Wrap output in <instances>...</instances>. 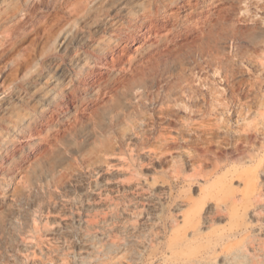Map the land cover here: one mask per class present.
Listing matches in <instances>:
<instances>
[{"label":"rangeland","instance_id":"rangeland-1","mask_svg":"<svg viewBox=\"0 0 264 264\" xmlns=\"http://www.w3.org/2000/svg\"><path fill=\"white\" fill-rule=\"evenodd\" d=\"M34 2L35 15L28 11ZM26 15L17 51L0 70V134L24 118L31 121L8 157L19 170L6 168L0 177V264H65L69 244L87 233L86 224L110 214L111 203L120 208L132 200L141 207L139 180L171 182L185 199L190 192L176 172L186 179L193 168L212 173H197L203 189L226 171L237 174L232 187L245 193L259 180L264 0H0V39ZM36 17L50 21L46 30ZM249 82L261 84L251 91ZM225 99L233 108L244 102L251 108L245 117L234 114L229 125L237 136L227 144L216 138L223 127H213L223 117L218 102ZM180 100L190 110L177 108ZM255 124L262 133L247 146L244 125ZM246 146L253 147L255 163L244 158ZM259 161L257 175L246 171ZM105 181L110 185L103 201L79 187ZM219 199L231 208L232 190ZM255 200L260 214L250 217L244 204V211L203 228L221 234L244 224V239L235 243L245 255L239 249L233 264L259 258L248 255L254 238L264 241V197ZM170 203L166 213L172 212ZM111 218L101 223L104 228ZM137 251L147 258L150 249ZM258 253L264 262V249ZM132 264L144 263L135 255Z\"/></svg>","mask_w":264,"mask_h":264},{"label":"bare ground","instance_id":"bare-ground-1","mask_svg":"<svg viewBox=\"0 0 264 264\" xmlns=\"http://www.w3.org/2000/svg\"><path fill=\"white\" fill-rule=\"evenodd\" d=\"M32 4L31 7L29 6L28 11H33L32 14L35 15V10L39 4L35 2ZM29 16L26 15L23 21L17 20V24L10 25L6 29L7 35L0 39V70L7 63L10 55L17 51V44L22 36L20 31L26 25V20ZM37 18H35L36 24L42 30H46L50 21L47 19L40 22L39 18ZM260 84L261 82L248 83L251 91L257 89ZM175 104L177 108H183L186 112L190 110L189 106L182 103L181 100L179 102L176 101ZM218 107H220L219 110L221 109L219 114L223 115V117L221 116V120L214 122L213 127L215 129L223 127L224 132L223 136L216 134V138L222 137L220 140L235 142L234 137L237 136L235 134L237 131L231 132L232 126L229 123L234 114L245 117L251 108L245 102L244 104L238 103L233 108L228 99L218 102ZM213 109L215 110V108ZM30 124V119L24 118L19 125L11 128L6 133L0 134V177L4 176L3 172L6 171V168H8L9 172H17L19 170V167L15 164L9 165L8 157H10V151L16 145V136L20 135L22 130L30 126ZM203 125L205 127L209 126L205 123H202ZM245 127L246 125H244V143L247 145L252 138L256 139L262 133V130L257 124ZM219 142L218 140L219 146H222L223 144L221 145ZM247 146L244 150V152H247L244 158H247V162L250 164L252 161L255 163L256 161L254 160L257 159V155L254 153L252 146L248 148ZM143 156L145 159L151 160L152 152L146 151ZM244 164L246 163L244 162ZM260 166L261 161L258 162L256 168L247 167L246 171L257 175ZM239 168H244V165H240ZM239 168L238 166L234 167L235 171H238ZM193 171V177L188 179L179 176V172H176V180L185 184L190 192L187 199L181 197L177 191H174V186L171 182L168 183L156 178L145 181L139 180L136 183V189L138 190L141 207L135 206L132 200L128 201V205L120 208H118V204L111 203L108 207L110 214L105 213L102 220H95L90 224H86L87 226L83 230H86L87 233L83 231L79 242L69 244L71 251L66 253L65 264H92L93 262H96V264H112L113 261L119 263L124 261L127 264H132V259L135 255L141 257L144 264H233L238 257L237 252L240 249L237 247L235 240L241 235L244 239V224L238 230H231L221 234L204 233L203 228H211L217 219H221L226 215L241 210L244 211V204L250 205V217L260 214L261 212L258 211L260 206L255 198L257 196L264 197V170L258 175L259 180H257L256 184L246 193L243 190L232 187L234 182L238 183L236 181L237 174L235 173L226 171L225 175L218 177L207 189H203L198 187L200 185L196 178L197 173L204 177H211L212 173H203L202 170L197 172L194 168ZM216 171H218V167ZM109 185L110 183L105 181L101 183L100 187L91 183L81 184L79 187L86 192V197L95 195L98 201H103L107 198V194L103 192ZM230 189L233 192V205L231 208L219 199L226 190L230 191ZM194 192L197 197H194ZM169 201H171L172 212L166 213L163 209L164 205ZM114 217L115 221L108 224L106 228L102 226L101 223H105L109 218L114 219ZM10 218H14L12 223L16 225L17 217L12 215ZM132 218L136 220L133 221ZM89 230L94 231V234L88 232ZM63 234L69 236L70 230L67 226L63 230ZM144 246L150 249L147 258L142 257L143 255L137 251L139 247ZM263 249L264 241L254 238L251 252L248 255L252 258L259 257L255 264H264L260 260V257H262L260 253L257 254ZM241 251L243 250L240 249L239 252L244 254V251ZM240 253L239 255H241ZM244 255L242 257H245ZM105 261L107 263H104ZM13 264L19 263L13 261Z\"/></svg>","mask_w":264,"mask_h":264}]
</instances>
